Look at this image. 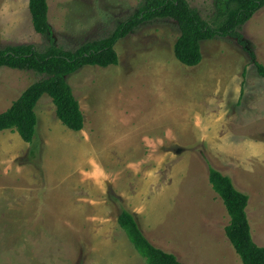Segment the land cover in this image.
<instances>
[{
  "label": "rangeland",
  "instance_id": "rangeland-1",
  "mask_svg": "<svg viewBox=\"0 0 264 264\" xmlns=\"http://www.w3.org/2000/svg\"><path fill=\"white\" fill-rule=\"evenodd\" d=\"M141 1L48 0L52 37L73 50L107 37ZM188 1L215 20L218 0ZM179 33L172 19L144 22L115 45L118 64L88 65L67 77L84 129L68 128L44 94L32 143L16 130L0 131V264H147L120 227L123 208L154 245L185 264H244L226 234L231 216L209 165L249 195L253 240L264 246V156L254 158L247 142L221 148L214 141L222 137L217 115L226 91L218 86L242 72L249 92L260 79L251 54L264 64V6L241 27L246 43L206 40L195 66L174 54ZM50 40L36 31L29 0H0L1 49L33 44L43 51ZM42 78L1 67L0 113ZM254 93V112H263ZM236 119L228 121L229 135L254 136L251 118Z\"/></svg>",
  "mask_w": 264,
  "mask_h": 264
},
{
  "label": "trees",
  "instance_id": "trees-1",
  "mask_svg": "<svg viewBox=\"0 0 264 264\" xmlns=\"http://www.w3.org/2000/svg\"><path fill=\"white\" fill-rule=\"evenodd\" d=\"M262 6L264 0H218L216 18L209 22L188 0H142L138 10L118 23L109 36L86 40L73 50L58 46L52 37L48 0H29L33 25L37 32L51 39L50 43L43 51L33 44L0 48V68L34 70L43 78L32 83L6 111L0 113V131L16 130L23 140L32 143L38 127L36 106L44 94L52 98L58 118L68 128L74 131L84 129V113L67 77L88 65L107 67L118 64L115 45L144 22L174 20L180 32L174 54L183 64L195 66L203 59L202 44L206 40L231 37L241 44L246 43L241 27ZM251 56L258 73L264 78V64L256 61L255 55ZM209 179L231 216L225 231L242 262L264 264V246L253 240L246 212L249 195L236 189L228 175L211 165ZM118 222L147 264H185L176 254L154 245L142 231L135 214L129 210L122 209Z\"/></svg>",
  "mask_w": 264,
  "mask_h": 264
},
{
  "label": "crops",
  "instance_id": "crops-1",
  "mask_svg": "<svg viewBox=\"0 0 264 264\" xmlns=\"http://www.w3.org/2000/svg\"><path fill=\"white\" fill-rule=\"evenodd\" d=\"M210 77L215 79V76L213 75H211ZM259 78L260 79H257V83L255 85L253 86L251 85L249 87V90H250L249 92H247V90H245L244 88L242 72L238 73V76L229 79L226 84L222 82L223 84H225L224 87L221 85L218 86L221 90L225 89L226 87V91L225 92L223 91L222 95L219 96L221 97V101L223 104L220 108L224 111V113L221 112L220 115H217V116L222 117L221 119L218 120V126L216 125L218 128L222 129L219 134V135H222V137L220 136V138L214 140L216 141V143H218V145L215 144L218 147L222 148L223 146H221V144L225 142L242 141V142L249 143L248 145L254 148V158L260 156L261 154L264 156V135H260V132L264 131V78L261 75ZM254 87L257 88L259 103L262 107L263 112H260L259 110L257 112H254V105H253V97L255 95ZM164 95L167 96V94H164ZM188 100L190 102V104L188 105V109H189V106L191 108V102L193 101L192 99H188ZM212 112L213 111H210V115L213 114ZM225 116L227 117L226 119H225ZM236 116H238L240 120H244L245 122H248V120L246 119L251 118L250 122H254V123H250V126L254 124V130H256L254 132V136L251 134H244V133L243 134L245 136L241 138L229 135L231 130H234V129L230 130L228 126V121L230 119H234L236 122H238V120L236 119ZM208 123H209V125H207L208 128L214 127L215 125L213 118L209 119ZM235 124L237 125V123ZM220 126H223V127H220ZM200 128L201 130L205 129L202 125L200 126ZM224 147L227 149L230 148L228 146H224ZM237 157L238 156H234L233 158H237ZM246 170L248 171L249 169H246ZM123 195L130 197V195H126L124 193ZM133 196L135 195L133 194ZM249 221H250L252 236L254 238V229H253V225L251 222V218L249 219Z\"/></svg>",
  "mask_w": 264,
  "mask_h": 264
}]
</instances>
